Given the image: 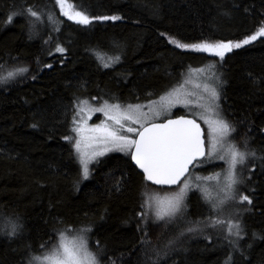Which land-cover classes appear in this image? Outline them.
Instances as JSON below:
<instances>
[{
    "label": "trees",
    "instance_id": "obj_1",
    "mask_svg": "<svg viewBox=\"0 0 264 264\" xmlns=\"http://www.w3.org/2000/svg\"><path fill=\"white\" fill-rule=\"evenodd\" d=\"M71 2L90 24L61 18L55 0H0V72L27 68L19 81L0 83V264H28L58 233L89 226L84 233L100 264H264V37L231 51L220 70V114L235 129L239 150L255 153L237 188L251 204L230 202L217 212L191 192L178 216L152 231L144 195L170 189L149 185L130 156L117 154L98 161L84 181L66 139L77 102L136 105L159 98L209 60L169 39L241 41L264 23V0ZM13 12L20 14L9 23ZM111 16L121 19H99ZM117 55L107 68L98 59ZM220 216L239 222L243 238L209 226ZM13 223L22 225L17 236L6 234Z\"/></svg>",
    "mask_w": 264,
    "mask_h": 264
},
{
    "label": "snow or ice",
    "instance_id": "obj_2",
    "mask_svg": "<svg viewBox=\"0 0 264 264\" xmlns=\"http://www.w3.org/2000/svg\"><path fill=\"white\" fill-rule=\"evenodd\" d=\"M56 5L60 9V14L76 24L88 25L92 22L91 18L81 9H76L71 0H56ZM28 14L35 18V21L41 20V14L31 7L27 9ZM20 13L13 12L9 15L8 22L11 23L12 17ZM103 20H120L119 16L102 17ZM49 22L55 23L51 15L48 16ZM59 31V29H56ZM161 35H164L161 33ZM264 37V26H260L257 31L238 42L227 43H198L182 44L174 39H169V43L174 44L176 48L191 50L197 53H208L224 59L226 52H231L233 48L239 49L244 45L251 44L253 41ZM56 52L64 53L65 49L57 46ZM101 59L105 68L110 67L112 63L119 62L120 57L114 56L109 61ZM49 67L51 65H48ZM197 71L203 72L204 69ZM27 72V68H20L17 72H9L7 77L0 79V83L13 79L17 74ZM214 75V73H212ZM200 87V85H197ZM204 91L207 94L206 103L197 104V107L203 109L200 119L208 125L210 136V149L207 153L209 159L214 155L219 159H226L229 165L223 184L219 186L217 196L212 200L213 210L223 211V206L233 201L239 204H251V199L237 189L241 182L237 174V166L243 165L249 155L255 153L242 152L235 144L227 142V137L235 129L220 115L218 109L219 93L215 86L204 84ZM186 93L181 87L174 88L172 91L160 97L159 101H153L151 105H132L122 107L119 103H108L104 101L99 107H93L88 101L81 100L77 103V116L79 122L74 118L72 131L76 134L74 148L82 166V175L86 180L89 177L88 165L99 156H103L109 151H119L130 156L131 162L143 174V179L151 182L153 185L172 186L180 182L189 167L198 160H203L205 152V143L200 125L196 119H168L166 122L157 123L156 121L163 114H169L171 108L176 104H187ZM144 107L148 111H144ZM96 112L103 113L105 122L88 127L87 120L91 119L92 114ZM195 115V114H194ZM111 123H108V122ZM66 139L71 140V137ZM92 149V151H89ZM219 182V176L215 177ZM211 180L213 177H208ZM190 185L186 182L179 191L163 198L154 193H145L147 199L145 203L149 208L154 206V215L157 220L167 218L171 220L176 217L183 209L184 201ZM206 193V190H205ZM207 198V193H206ZM143 215V214H142ZM225 225L229 237L235 236L242 239V228L239 222L220 219L210 220L209 226ZM22 229V225L13 223L10 230L6 232L9 236H17ZM195 228H189L188 231H195ZM84 232H90L91 227L83 229ZM147 235V232H145ZM231 243V241H230ZM34 259H39L34 257ZM51 264H100V261L88 250L86 237L78 236L68 239L61 234L60 243L50 255L45 256ZM29 264H32L29 261Z\"/></svg>",
    "mask_w": 264,
    "mask_h": 264
},
{
    "label": "rangeland",
    "instance_id": "obj_3",
    "mask_svg": "<svg viewBox=\"0 0 264 264\" xmlns=\"http://www.w3.org/2000/svg\"><path fill=\"white\" fill-rule=\"evenodd\" d=\"M57 8H58V11H59V14H60V9H59L58 6H57ZM60 17L68 20L65 16H63L61 14H60ZM68 21L74 22V21H71V20H68ZM261 26H264V23ZM31 33H32V35L34 37H36V35L34 34V30H31ZM261 38H263V37H261ZM207 43H217V42H207ZM171 45L175 47L174 44H171ZM177 49H180V48H177ZM235 49L236 48H233V50H235ZM182 50H184V49H182ZM185 51L190 52V53H196V54H199V55H203L206 58H208L209 60H207L206 63L203 64L201 67L188 69L185 72V74L183 75L182 80L176 86L172 87L171 89H169L167 92H165L163 94V95H165L168 92L172 91L174 88L181 87V86H182V90L184 92L191 93V95H188V96L185 97V99L187 100V104H184V103L176 104L174 107L171 108V111H170L169 114L161 115L156 122L160 123V122H163V121H165L167 119H170V118L174 117V114L176 112H178V111H181L184 114V116H187V117H190V118H193V119L195 118L196 121L201 124V126H202V128L204 130L205 146H206V157H205V159L202 162H200L199 164H197L193 168V171L176 188L170 189V190H165V191L148 190L146 193H149V194L154 193L155 195L163 198L164 196H169V195H172L175 192L179 191L180 188L183 187L184 183L187 182L190 185V189L187 192L186 198L188 197L189 194H191V192H198V194L201 196V198H203L212 207V200L217 196V192H218L219 186L221 184H223V182H224V179H225V176L227 174L229 165L226 162V159H219L218 156L214 155L211 159L208 158L207 153H208V151L210 149L209 129H208V125L204 122V120L199 118L201 112L203 111V109H201L200 107H197V104L206 103V101H207V94L204 91V84H209V85H212V86L216 87V89H217V91L219 93V100L217 101V103L219 104L221 102L220 101V97H221L220 96V93H221V80H220V75L221 74H220V70H221L222 63H223L225 57L230 52H226L225 55H224V59L221 60L218 56L209 55L208 53H197V52H193L191 50H185ZM18 69H20V68L15 67V68H10L9 70L8 69L3 70L2 72H0V79H3L4 77H7L9 72H17ZM198 69H204V71L203 72H199V71H197ZM212 73H214V75H212ZM25 76H26V74L23 75V73L22 74H17L13 79L7 80V82H4L2 84H5V85L7 84L8 85V84L14 83L16 81H19L22 77H25ZM197 85H200V87H197ZM160 97L155 99V100L146 102V103H141L139 105H142V106L151 105L153 101H159ZM86 101H88V104L93 106V107H99L104 102V101H100V100H96V99L95 100H86ZM121 106L122 107H127V105H121ZM219 106H220V104H219ZM144 111H148V108L144 107ZM218 111L220 113V107H219ZM76 113H77V104L75 105L74 118L79 122L80 117L77 116ZM103 122H105V117H104L103 113L96 112V113L92 114L91 119L87 120V126L88 127H95L96 125L101 124ZM108 123H111V122L109 121ZM75 126L76 125L73 124V127H75ZM70 137L72 138L71 140H69L70 144L73 147L77 162H78V164H79V166L81 168V172H82V166L79 163V160H78L75 148H74V141H75V138H76V134L72 131V134H71ZM227 142L231 143V144H235L237 148H240L239 147V143L235 140L234 132H232L231 135L227 137ZM89 151H92V149H89ZM241 151L242 152H247L244 149L241 150ZM113 154L122 155V156H129V155H126L125 153L119 152V151L106 152L103 156L96 157L88 165V167H89V176H90V173L92 171L93 166L96 165V163H98V161H100L101 159H103L105 157L113 155ZM251 158H253L252 155H249L246 158L245 163L243 165H238L237 166V170L236 171H237V174H238V177H239L240 181H242L243 177H244V179L247 178V177H245L247 175L248 169H249V167L247 165V162ZM210 165L211 166L219 165L220 167L218 169H216L215 171H213L212 173H209L211 171L207 172V169H206L205 173L198 172L199 169L207 168V166L209 167ZM217 175L219 176V182L215 178ZM208 177H213V179L209 180V179H207ZM86 180L84 179V181H86ZM239 184L237 185V188L239 187ZM205 190H206V193H207V198H206ZM144 199L146 201V199H147L146 195H144ZM145 201H144V208H143L144 211H143V213L145 215V218L148 220V223H149L152 231H156L158 229H162V225L163 224L165 226V224L169 223L172 219L175 218L174 217L171 220H168L167 218H165L164 220H157L155 215H154V206H153V208H149L147 206V204L145 203ZM230 202H233V201H230ZM230 202H228L226 205H224L223 208H225ZM184 205H185V201H184ZM178 214L176 216H178ZM229 215L232 216L234 214L231 211ZM234 217H236V216H234ZM220 219H223V218L220 216ZM232 219H234V218H232ZM228 220H230V219H228ZM222 226H224L226 228L225 225H222ZM155 233H157V232H155ZM61 234L65 235L68 239H73V238H76L78 236L86 237V243H87L88 250L96 257L95 253L93 252V250L89 246V240H88V237H87L86 233L81 232V231H62V232L57 234V236L54 238L53 241H51L50 243H48L45 246L43 251L37 256V258H39V259H33L31 261L32 264H51V261L50 260H46L45 256L46 255H50L53 252V250L56 247H58V245L60 243ZM96 258L98 259V257H96Z\"/></svg>",
    "mask_w": 264,
    "mask_h": 264
},
{
    "label": "water",
    "instance_id": "obj_4",
    "mask_svg": "<svg viewBox=\"0 0 264 264\" xmlns=\"http://www.w3.org/2000/svg\"><path fill=\"white\" fill-rule=\"evenodd\" d=\"M180 117H184L185 119H193V118H190V117H187V116H177V117H172V118H170V119H179ZM168 120V119H167ZM167 120H165V121H163V122H166ZM197 122V121H196ZM199 125H200V127H201V130H202V133H203V139H204V143H205V134H204V130H203V128H202V126H201V124L199 123V122H197ZM205 152H206V146H205ZM205 157H206V155H205ZM205 157H204V159H205ZM203 159V160H204ZM203 160H198V161H196L193 165H191L190 167H189V171H188V173L184 176V177H182L181 178V180H180V182L178 183V184H176V185H172V186H167V185H163V186H161V185H153V184H151V182H149V181H147V180H144L146 183H148L149 185H151V186H153V187H156V188H161V189H173V188H176L177 186H179L182 182H183V180L188 176V174L190 173V171H191V169L194 167V165L196 164V163H199V162H202ZM130 161H131V159H130ZM131 164L133 165V167H135V169L137 170V172H139L142 176H143V174L140 172V170L135 166V164L134 163H132L131 162Z\"/></svg>",
    "mask_w": 264,
    "mask_h": 264
}]
</instances>
